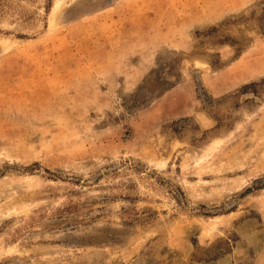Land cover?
<instances>
[{
    "label": "rangeland",
    "instance_id": "374dc122",
    "mask_svg": "<svg viewBox=\"0 0 264 264\" xmlns=\"http://www.w3.org/2000/svg\"><path fill=\"white\" fill-rule=\"evenodd\" d=\"M0 264H264V0H0Z\"/></svg>",
    "mask_w": 264,
    "mask_h": 264
}]
</instances>
